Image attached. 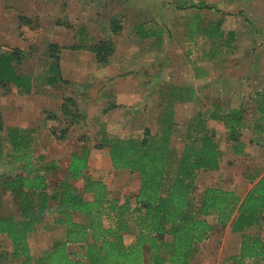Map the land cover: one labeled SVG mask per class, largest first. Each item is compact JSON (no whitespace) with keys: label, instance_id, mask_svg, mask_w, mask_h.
<instances>
[{"label":"rangeland","instance_id":"rangeland-1","mask_svg":"<svg viewBox=\"0 0 264 264\" xmlns=\"http://www.w3.org/2000/svg\"><path fill=\"white\" fill-rule=\"evenodd\" d=\"M202 2L215 9H199L183 0H0V48L25 51L20 69L32 73L35 81L29 91L14 84L0 85V116L5 128L0 134L5 145L0 181L8 173L21 172L24 166L22 162L14 163L11 157L8 134L16 127L27 130L25 134L36 155L44 154L46 161L57 160L61 166L49 174L51 186L63 177L71 153L88 148V174L103 179L115 196L133 195L140 185V176L112 167L108 148L96 146L104 136L140 138L146 127L160 134L166 118L173 116L177 124L173 145L180 152L186 142L192 141L189 135L195 136L190 129L195 120L199 121L195 118L198 112L215 104L225 111L252 105L248 97L264 93V0ZM113 18L122 22L124 34L111 33ZM145 19H152L148 25L154 27V59L141 61L152 55L149 40L145 54L136 47L134 58L126 48L132 39L131 28ZM220 20L225 37L232 30L235 36L229 44L212 46L213 41L204 31L210 22ZM102 38L117 41L113 62L107 69L86 49ZM50 43L61 46L64 70L61 65L60 71L52 69L53 59L47 53ZM122 59L127 60L126 71L116 65ZM80 69L84 73L89 70L90 76L78 81ZM195 75L206 76V81L195 84L202 91L189 103L182 99L179 88ZM54 76L56 81L52 80ZM176 86L179 96L171 93ZM67 98H72L75 105L67 103ZM65 103L72 109L69 116L63 110ZM77 108L82 118L69 129L66 140H56L52 130L68 127ZM208 118L199 127L208 126L215 131L222 151L221 166L198 174L197 191L220 186L244 197L252 186L251 177L264 174V132L259 138L251 129H244L242 138L249 151L237 155L226 139L224 125ZM257 119L260 120L259 114ZM72 182L82 184L81 180ZM19 212L17 198L5 194L0 216H19ZM209 219L214 221V216ZM248 230H260L264 235V228L259 226ZM63 237L64 227L54 225L53 218L47 216L31 234L33 255L41 254ZM133 239V234L126 235L127 244ZM240 242L241 234L232 230V224L217 226L208 239L198 244L190 264H221L239 251ZM12 252L11 240L1 236L0 263L23 264L25 258H16ZM247 264L254 262L249 260Z\"/></svg>","mask_w":264,"mask_h":264},{"label":"trees","instance_id":"trees-1","mask_svg":"<svg viewBox=\"0 0 264 264\" xmlns=\"http://www.w3.org/2000/svg\"><path fill=\"white\" fill-rule=\"evenodd\" d=\"M195 1L183 3L215 9L202 0ZM221 23L222 20L212 21L204 31L213 41L212 46L229 44L235 36L231 31L225 37ZM122 30V22L113 18L111 33L117 35ZM116 48L113 38H102L86 46L101 65L109 63ZM60 50L57 43H50L47 48L53 59L51 67L56 71H60ZM24 55L22 49L0 48L1 86L14 84L19 89H32V76L20 69ZM52 80L56 81L55 76ZM256 99L264 122V93H258ZM67 103L75 105L72 98H67ZM214 106L195 116L200 121L195 120L191 126L195 136L189 135L192 141L186 142L180 152L173 145L177 125L173 116L166 118L160 134L146 127L140 138L104 136L96 146L108 148L112 167L140 176L136 193L123 197L113 195L103 179L88 174V148L71 153L63 177L51 186L49 174L61 168L57 160L46 161L44 154L36 155L25 134L27 130L11 128L8 138L12 161L24 166L21 172L8 173L0 181V207L3 196L9 194L17 198L20 212L19 216H0V237L11 240L12 253L16 258L24 257L23 264H190L198 244L208 239L217 226L232 224V230L241 234L240 248L221 264H247L249 260L264 264V235L260 230H248L253 226L264 228V174L251 177L252 186L244 197L220 186L197 191L196 184L201 171H215L221 166L222 151L215 131L208 126L199 127L204 118L211 117L224 125L226 139L237 155L246 154L243 130L251 129L260 138L264 123L250 124L254 118L249 120L248 111L242 106L226 111L218 104ZM63 110L69 116L72 109L65 103ZM80 118L77 108L68 127L52 130L54 138L66 140L69 129ZM4 130L0 116V134ZM4 149V142L0 141V160ZM72 180H81V186ZM47 216L53 218L54 225L64 227V237L35 256L30 237ZM210 216H214V221ZM127 234L134 236L130 244L126 243Z\"/></svg>","mask_w":264,"mask_h":264},{"label":"crops","instance_id":"crops-1","mask_svg":"<svg viewBox=\"0 0 264 264\" xmlns=\"http://www.w3.org/2000/svg\"><path fill=\"white\" fill-rule=\"evenodd\" d=\"M151 22H152V19H150L149 22L146 19L145 20H141V21H138V23L133 28H131V32L130 33L132 35V39L130 40V43H128V46H127L126 49L130 51V56L132 55L131 56L132 58H134V55H135L134 49L136 47L139 48V51H141V54H145V51H146V49H145L146 48V41L149 40L150 41L149 43H151L150 45H151V48L153 50L151 52L152 55L149 58L146 57L147 59L145 57L142 58L141 61H147V60L154 59V27L148 25L149 23L151 24ZM132 29H133V31H132ZM221 30L223 31L222 25H221ZM141 32H144V33L143 34H140ZM121 33L124 34L125 33V29H123ZM142 37H143V39L139 40ZM114 55L111 57V59H110V61H109V63L107 65H103L102 66L104 69H107V68H109L111 66V63L113 62ZM60 61H61L60 65L62 67V70H64V67H65L64 60L62 59ZM116 65L119 66V69L121 71H126L125 67L128 66L127 60L126 59H122L120 62H116ZM263 65H264V60H263ZM24 73H26V72H24ZM90 73L91 72H89V70H86V73H84L82 71V69H80L79 70L78 77H76V79H78V81L79 80L81 81V80H83L82 78H84V77L85 78H88L90 76ZM26 74H29L30 76H32V84H33L32 89H33L34 84H35L34 76H33L32 73H28L27 72ZM205 81H206V76L195 75V77H191L188 83H184L183 84L184 86H182V88H179L180 90H182V95H183L182 96V99L186 100V102L188 100L189 103L191 102L192 99L193 100H196L199 97V94L201 93L202 90L201 89H198L195 84L196 83H200V82H205ZM186 87H189V88H186ZM134 89H137V88H134ZM171 93L173 95H175V96H179L178 87L177 86L174 87V89L171 90ZM252 95L253 94H251L248 97L249 103H253V104L248 106V108H247L248 109L247 110L248 111L247 116H248V119L249 120L253 116L254 119L251 120V121H249V123L252 124V125H255L256 123L263 122L262 121V117L260 118V120H258V119L256 120L257 115L258 114L259 115H262L263 112H261L260 110H258V106H257V103H256V100H257L256 98H258V93L257 94H254L253 97H252ZM135 107L137 108L138 105H135ZM199 113L200 112H198L197 114H199ZM248 151H249V146L247 145L246 146V153Z\"/></svg>","mask_w":264,"mask_h":264}]
</instances>
